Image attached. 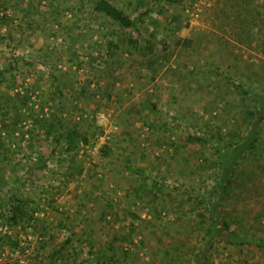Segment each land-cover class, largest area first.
<instances>
[{
  "label": "rangeland",
  "instance_id": "obj_1",
  "mask_svg": "<svg viewBox=\"0 0 264 264\" xmlns=\"http://www.w3.org/2000/svg\"><path fill=\"white\" fill-rule=\"evenodd\" d=\"M240 4L164 0L142 33L172 56L151 69L90 0H0V264H264L248 240H264V119L240 160L255 173L220 200L233 239L211 234L207 200L215 146L240 140L254 104L228 78L264 88V0L257 16ZM75 126L88 141L67 151ZM16 196L33 218L11 224Z\"/></svg>",
  "mask_w": 264,
  "mask_h": 264
},
{
  "label": "trees",
  "instance_id": "obj_2",
  "mask_svg": "<svg viewBox=\"0 0 264 264\" xmlns=\"http://www.w3.org/2000/svg\"><path fill=\"white\" fill-rule=\"evenodd\" d=\"M164 0H137L134 7V12H129L126 9L116 5L113 0H90L91 10L93 13L109 18L114 22L124 34H126L125 42L127 43L128 50L132 52V49L142 56L141 64L148 68H159L164 67V61H167L172 56V51L168 50L166 41L159 38L155 31L146 28L145 33H142V25L150 17L152 10H159V4ZM171 2H177L182 0H167ZM241 1L240 6H243V12H240L236 16H257L259 12L255 10L253 13L252 4L255 0H238ZM228 82L239 91L242 95L253 101L254 104L247 110L250 116L249 129L243 135H241L239 141L230 142L229 151L224 152L215 146V151L219 156L220 163V176L218 177L217 183L211 193L208 195V201L212 208V211L216 212L217 215L213 219L211 234L224 235L227 238L233 239L237 234L235 228L236 220L238 217L224 216L222 211V203L220 200L229 193L238 192L240 188L246 187V181L249 179L251 173H255L250 169L245 171H239L241 156L244 155L245 151L253 149L255 147V141L258 138L259 124L264 119V88L261 90L251 89L244 86L243 84L237 83L235 80L228 78ZM60 137H63L66 141L65 149L71 151L76 149L79 141H88L85 134L80 132L77 126L68 128L65 133H61ZM189 142L205 140L203 135L189 133L186 136ZM242 175V178L240 176ZM250 181H253L251 179ZM24 201L18 196L12 199V210H8L4 207L2 211L3 216L7 218V221L11 224H18L20 221H24L25 217L30 220L33 218V214L29 210H25ZM259 217L264 218V206L257 213ZM236 224V225H235ZM238 225H241L240 223ZM258 245L264 246V240L252 236V240L248 239ZM71 239L69 238L66 243L53 250L50 253L52 260H57L58 256L62 254L64 246H66ZM8 264V263H6ZM199 264V263H196Z\"/></svg>",
  "mask_w": 264,
  "mask_h": 264
},
{
  "label": "built area",
  "instance_id": "obj_3",
  "mask_svg": "<svg viewBox=\"0 0 264 264\" xmlns=\"http://www.w3.org/2000/svg\"><path fill=\"white\" fill-rule=\"evenodd\" d=\"M97 147H98V145H97Z\"/></svg>",
  "mask_w": 264,
  "mask_h": 264
}]
</instances>
